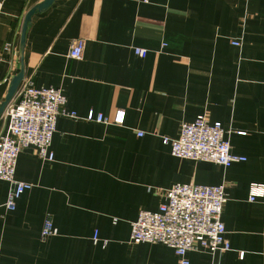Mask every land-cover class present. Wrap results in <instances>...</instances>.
<instances>
[{"label":"crops","instance_id":"crops-1","mask_svg":"<svg viewBox=\"0 0 264 264\" xmlns=\"http://www.w3.org/2000/svg\"><path fill=\"white\" fill-rule=\"evenodd\" d=\"M42 1L0 0V104L23 68L21 85L60 90L76 118H57L52 161L20 151L14 180L30 188L13 211L0 180V264H178L172 249L129 239L139 212L156 211L175 184L223 185L227 198L230 250L189 251V264H264V195L248 200L252 186L264 190V0H54L21 50L24 17ZM76 40L80 60L68 58ZM116 110L122 126L86 120ZM200 115L244 162L170 154L162 138ZM7 124L2 115L0 135ZM47 216L57 235L43 239Z\"/></svg>","mask_w":264,"mask_h":264},{"label":"built area","instance_id":"built-area-1","mask_svg":"<svg viewBox=\"0 0 264 264\" xmlns=\"http://www.w3.org/2000/svg\"><path fill=\"white\" fill-rule=\"evenodd\" d=\"M141 2L146 4L148 0ZM232 45L238 47L240 43L232 42ZM83 48V40L74 41L68 51V58L80 60ZM133 52L139 58L147 55V51L140 48L133 49ZM15 98L5 108L3 115L8 124L6 131L0 135V180L12 187L5 205L9 211L15 209L16 200L30 188L14 180L20 151L33 146L39 158L52 161L53 154L49 148L57 118H76L74 113L64 109L66 99L58 89L36 87L33 82L25 81L19 86ZM86 120L122 126L125 112L116 110L110 118L90 112ZM225 133L220 123H210L205 116L200 115L193 122L183 124L177 138H162V143L169 147L170 154L175 158L209 162L227 169L235 163L244 162L245 158L231 153ZM263 195V188L252 186L248 200L253 202ZM164 198L165 202L156 211H141L131 223L129 239L132 244L164 245L173 250L178 264H189L186 257L189 251L214 254L230 250L221 221L222 209L227 201L223 185L175 184L165 191ZM56 235L57 230L47 216L41 237L46 239ZM92 241L98 243L97 233H94Z\"/></svg>","mask_w":264,"mask_h":264},{"label":"water","instance_id":"water-1","mask_svg":"<svg viewBox=\"0 0 264 264\" xmlns=\"http://www.w3.org/2000/svg\"><path fill=\"white\" fill-rule=\"evenodd\" d=\"M54 0H43L39 4L35 5L32 7L25 15L23 24H22V29H21V36H20V49L22 50L25 44V36L26 32L28 30L29 25L31 24V18L35 14H41L48 10ZM23 68L20 69V72L12 78L9 84V88L7 91V95L4 99V101L0 104V117L3 115L5 108L9 104V102L13 99L15 96L19 86L21 85L23 81Z\"/></svg>","mask_w":264,"mask_h":264}]
</instances>
